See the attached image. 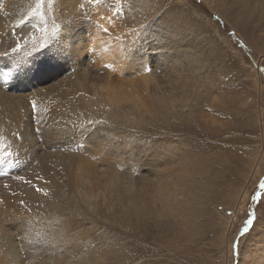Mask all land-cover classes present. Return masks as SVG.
Here are the masks:
<instances>
[{
    "label": "rangeland",
    "instance_id": "obj_1",
    "mask_svg": "<svg viewBox=\"0 0 264 264\" xmlns=\"http://www.w3.org/2000/svg\"><path fill=\"white\" fill-rule=\"evenodd\" d=\"M105 2L114 18L101 35L93 13L80 11L89 0H44L35 15L30 0L28 9L16 4L20 17L0 13L2 73L28 58L35 73L0 116V187L15 185L13 205L0 203V251L12 242L27 255L23 229L51 264H263L264 0ZM161 15L160 43L168 20L183 22L171 59L126 60L131 30ZM88 39L117 42L116 64L96 68L91 45L80 53L87 73L39 55L41 44L83 48ZM58 155L75 162V181L61 188L47 181ZM250 213L254 224L241 236Z\"/></svg>",
    "mask_w": 264,
    "mask_h": 264
},
{
    "label": "bare ground",
    "instance_id": "obj_2",
    "mask_svg": "<svg viewBox=\"0 0 264 264\" xmlns=\"http://www.w3.org/2000/svg\"><path fill=\"white\" fill-rule=\"evenodd\" d=\"M18 2L23 3L24 4L23 7H25L26 9H28V8L25 5L31 4L30 0H29V2H27V0H1L0 1V13L3 16L2 18H10L12 16L16 17V15L18 17H20V13H21L20 12V6L19 7L16 6V4ZM21 10H24V9H22V7H21ZM5 23H6V21H5ZM104 24L105 23H102L100 20H96L95 23L93 24L99 35L102 34V30H103ZM2 25L3 24L0 21V34H2L1 31H5L6 30V26H7V24H6V26H4L2 28ZM1 28L4 29V30H2ZM89 31H92V30L89 29ZM0 37H1V35H0ZM115 37H117V36H115ZM92 49L94 50L92 56H93V59L96 60V65L94 64L96 68L99 67L100 65H104L106 67L114 66L116 64V62L118 61V58L121 55V53H120V45L117 42H114L113 40H107V41L98 42L96 44H93ZM16 57H18V56H16ZM74 60H77L78 62L75 63ZM85 61H87V60H84V58L82 59L81 54H79L77 57H74L72 60H70V62H68L69 63L68 65H70L72 68L74 67V71L81 70V71L86 72L85 63H84ZM22 67L23 68H27V69L30 68L29 64H27V63L24 64ZM4 72H6V71H4ZM1 73H2V68L0 67V74ZM29 73H27V75L25 77H20V76L16 75L13 79H9V80H5L4 75L0 76V86H2V87H0V88H2V89H0V108L4 109V112L2 110H0V116L4 117V113H5V116H6L8 111H9V109L12 106L17 105V104L20 103L21 95L19 97H17V93L18 92L26 94L25 91H27L28 89L31 88V78H33V77L35 78V73H31V74H29ZM37 73H39V72H37ZM2 74H4V73H2ZM63 86H64V84H63ZM9 91H11V92H13L15 94L11 95V94H9ZM172 153H174L172 150H170V151L166 150L163 153L160 152L161 155L172 154ZM58 156L59 157H57V158H59L60 167H59V169L57 171H55L54 182L49 181L48 180L49 178L47 179V181L49 183H51L52 185L58 186L59 188H61L66 183V181L69 182V183H73L75 181V179L73 178L75 169L74 170L71 169L72 165H74L75 162L73 160L72 162L69 161L68 164H65V162L61 161L62 160L61 159L62 155H58ZM70 164H71V166H69ZM70 169H71V175L72 176H70V171H69ZM64 179L66 180L65 183H64ZM6 185H7V187H5ZM14 186L15 185H13L11 183H6L5 185H2L0 187V203H1V209L3 211H5L7 208H10L11 205H13V201H14L15 196H11L10 192L15 189ZM33 190H34V192L37 195H42V193L36 192L35 189H33ZM21 262H23V264H51V261L48 259L47 256H43V258H40L39 256H37V254H34L32 252L31 247L27 248V255H22L19 252V250L17 249V245H15L12 242H8V247L5 248V249H2L0 251V264H21ZM57 262H60V260H56V263ZM180 262H183V261H180ZM52 264H54V263H52ZM253 264H255V263L253 262Z\"/></svg>",
    "mask_w": 264,
    "mask_h": 264
},
{
    "label": "snow or ice",
    "instance_id": "obj_3",
    "mask_svg": "<svg viewBox=\"0 0 264 264\" xmlns=\"http://www.w3.org/2000/svg\"><path fill=\"white\" fill-rule=\"evenodd\" d=\"M95 3L96 7L93 9L91 8L92 3ZM44 0H37L36 8L33 9V14H37V10L43 5ZM114 6V4H113ZM128 6L130 8L136 7V0H128ZM80 11L84 14V16L88 15V12L91 11L93 13V18L96 20H100L102 23H106L108 19H113V14L111 10L108 9V5L105 2V0H89V3L87 5L81 4L80 5ZM118 14V13H117ZM164 20V16L161 15L159 19L155 22L148 21L146 23H140L138 28H133L131 30V34L135 36V39L132 41L131 45L128 46L125 50L126 55L125 59L129 60L134 55L143 56L145 54H154L155 57H159L161 59H171V56L169 55L167 49L171 48L174 40L171 39L172 35H174L180 28L183 27V22L178 21L176 19L168 20L166 23L168 27L165 28V32L167 33V43H160L159 38L161 36V33L157 31V22H160ZM72 24V21L70 20L68 22V27H70ZM89 26H83L81 31H87ZM103 31L107 33L108 29L104 28ZM63 45V46H61ZM91 40L88 39L84 43V47L80 48L72 44H62L57 42L55 45H49L45 47L44 44H41L40 47L44 49V51L40 52L39 55L44 56L47 61H52L55 63H59L61 60L63 61H69L72 60L74 57H77L81 51L89 52L91 51L90 48ZM19 45H17V48L13 51L19 50ZM28 59H17L13 61L12 68L9 72H5L4 78L5 80L13 79L17 75V70H20L21 77H25L29 71H32L27 68H23L22 66L26 64L29 61ZM32 110L35 111L36 109V101H31ZM91 123V122H90ZM96 124H103L105 121H96ZM4 154L6 156H11L12 153L5 150ZM17 179L23 180L24 178L22 176H18ZM30 183V181H27ZM7 187V185L5 186ZM260 188L264 189V183L260 184ZM37 192L42 193L44 196H48L49 193L45 191L43 188L37 187L35 189ZM261 194L257 193L253 199L260 198ZM20 203L23 205L25 202L20 201ZM255 216L250 213L249 218L245 221V225L243 230L241 231V236L248 233L251 229V227L254 224ZM3 234H0V239H3ZM47 242V241H42ZM34 241H31L27 238V236L24 234V230L21 229V234L18 238V244L21 247H29L31 246ZM234 249H239V241H237L234 244ZM23 264V262H21Z\"/></svg>",
    "mask_w": 264,
    "mask_h": 264
}]
</instances>
